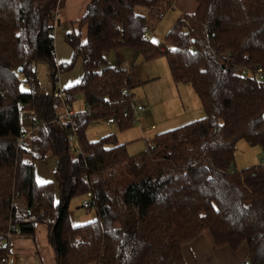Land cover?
I'll use <instances>...</instances> for the list:
<instances>
[{"label": "trees", "instance_id": "1", "mask_svg": "<svg viewBox=\"0 0 264 264\" xmlns=\"http://www.w3.org/2000/svg\"><path fill=\"white\" fill-rule=\"evenodd\" d=\"M63 1L0 0V264H9L8 233L33 239L38 224L48 226L57 264H187L185 247L205 233L219 248L247 246L244 264H264V164L235 166L240 141L264 153V0H195V12L167 34V51L149 38L157 28L150 16L163 20L176 0H91L80 20L87 39L66 36L84 77L62 100L40 93L35 65L48 63L53 78L60 72L53 53ZM122 48L147 62L165 57L173 81L190 85L205 111L137 156L114 133L88 138L93 122L135 124L131 75L105 59ZM78 97L83 111L50 123ZM25 110L37 112L39 128L23 141ZM48 157L58 159V201L55 183L36 180V162ZM76 197L87 198L95 221L71 224Z\"/></svg>", "mask_w": 264, "mask_h": 264}, {"label": "rangeland", "instance_id": "2", "mask_svg": "<svg viewBox=\"0 0 264 264\" xmlns=\"http://www.w3.org/2000/svg\"><path fill=\"white\" fill-rule=\"evenodd\" d=\"M196 8L197 4L195 0H176V3L173 5V10L170 9L167 16L164 17L163 20L158 21L154 18L156 14H152L145 8H138L137 13L147 16H149V13L152 14L150 16L151 24L154 25L157 22L155 24L157 28L152 36H149L152 38L150 40H153L159 48H164L165 51H167L171 49V44L168 43L166 37L173 25L184 13H193ZM59 21H61L60 26L58 22H56L55 27V48L60 59L56 57L55 60L57 68L60 71L61 88L66 90L79 85L84 77L83 62L81 59H78L73 63V50L68 43L66 36L73 31L81 32L82 40L85 41L87 39V29L81 23L76 24L73 28L65 22L64 19L60 18ZM139 57L140 53L131 48H122L119 51H112L105 54V59L109 65L112 67L119 66L120 68L128 70L129 73H132L133 89L131 91L134 95L136 104H143V106L148 107L147 111H149L150 107L146 106L148 104L147 99L149 100L154 112L152 117H149L147 126L145 127L146 133L135 141H124L127 139L128 135L125 131L130 130L131 128L120 130V132L118 125L108 127L106 122L103 121L93 122L88 130V138L91 141H97L101 137L113 133L118 135L120 141L128 142V150L131 156H137L146 151L147 143H150L155 136L201 120L205 117V111L202 104L190 85H177L174 83L165 57H160L150 62L140 58L138 62ZM72 64L73 66L71 68H64L66 65ZM135 66L138 69L134 72ZM61 67L63 69H60ZM35 68L40 85V93L44 95H52L54 87V72L51 66L46 62H39L35 65ZM140 68L142 70H140ZM137 72L140 73V82L135 76ZM20 88L23 92H28L30 89L28 84L25 83L23 75L20 77ZM168 105H170V109H168ZM74 108L77 111L80 109L83 110L84 100L82 97L77 99ZM63 113L64 110L62 115ZM37 117L39 116H37L35 110H25L22 114L23 129L28 133V136L39 128V125L36 127L33 125L35 121H37ZM59 120L60 118L57 120L55 119V122L50 121V123L57 124ZM141 120L142 118L137 115L135 117L136 124H134V126L139 127L140 123L137 122ZM35 124L37 125V123ZM153 128L155 129L153 130ZM28 136L25 139H27ZM263 157L264 153L260 148L252 147L248 145L247 142L240 141L237 145L235 166L238 170H243L261 164ZM55 166L56 160L53 157H48L45 161L37 163V182H41L40 184H42V182H45L44 184L52 182L54 180L52 175ZM58 198L59 197L57 196V201L59 200ZM85 200H87L86 197H76L71 201L69 220L75 227L93 222L97 219L96 211L94 209L83 207ZM16 236L21 235H13L9 241ZM187 247H189V245H187Z\"/></svg>", "mask_w": 264, "mask_h": 264}, {"label": "crops", "instance_id": "3", "mask_svg": "<svg viewBox=\"0 0 264 264\" xmlns=\"http://www.w3.org/2000/svg\"><path fill=\"white\" fill-rule=\"evenodd\" d=\"M90 2L91 0H64L58 8L60 17L56 22H58L60 26L61 21L59 20L61 18V19H64L65 22H67L69 25H71L74 28L76 24L80 23V20L83 18L85 11L87 9V6L89 5ZM160 49L162 51H165L164 48H160ZM55 57L60 59L58 52L56 53V48H55ZM140 58H142L141 55L138 59V62ZM137 69L138 68L135 66L134 72ZM140 70L142 69L140 68ZM129 74L133 76L132 73H129ZM139 75H140L139 72L135 74L138 80H139ZM79 98L80 97H78V99ZM147 101H148V104L147 105L145 104V105L149 106L150 110L147 111L148 107H146L145 112H141L138 114V116L142 118L141 121L137 122V123H140L139 127L133 126V128H131L130 130L125 131L128 135H127V139H125L124 141H131V140L135 141L136 139L140 138L144 133H146L145 127L147 126L149 117H152V114L154 112L148 99ZM134 102L136 103L135 99H134ZM167 107L168 109H170L169 108L170 105H168ZM84 108H85V102H84ZM73 110L76 113L83 111L82 109L77 111L75 110V108H73ZM169 117H172V116H169ZM103 122H106V121H103ZM114 126L115 125L108 126V127H114ZM118 126H119L118 129H119L120 125ZM154 129L155 128H153V130ZM124 141L122 142L119 140L121 144L129 145L128 142H124ZM53 158L56 160V166H57L58 159L55 157ZM45 160H42V161H45ZM39 162L41 161L36 162V165ZM36 165H35V171H36ZM56 166H55V169H56ZM53 172H55V170ZM52 176L54 177V180L50 183H55L54 173ZM44 183L45 182H42V184L40 185H45ZM55 185L57 189V194H56V197H57L59 196V191H58V187L56 183ZM10 253L11 255L9 256V264H57L55 250L49 241V229L44 224L37 225L36 235L33 239L22 237V236L14 237L10 241ZM247 254H248V247L245 245L238 252H234L229 246L222 247V248L216 247L209 233H205L199 239L192 242L189 245V247L186 246L184 249V256H185L187 264H244L247 261Z\"/></svg>", "mask_w": 264, "mask_h": 264}, {"label": "built area", "instance_id": "4", "mask_svg": "<svg viewBox=\"0 0 264 264\" xmlns=\"http://www.w3.org/2000/svg\"><path fill=\"white\" fill-rule=\"evenodd\" d=\"M59 17H60V13L57 11L55 13V21H57L59 19ZM149 38L151 39V37H149ZM53 55L55 56V52L53 53ZM241 72L244 73L247 77L253 78L252 71L242 70ZM260 72H262V70H259V73ZM54 83H55L56 89L52 93L53 98H57V99L64 100V98H65V92L61 88V81H60V73L59 72H57V74L54 77ZM123 94L124 95H128L129 92L127 90H125ZM132 107H133V110H134V113H135V117L139 113L146 111V107L145 106H143V105H137L135 102L132 104ZM75 114H76V112L72 108L66 107L65 110H64L63 115L60 117V120L58 121L57 124H61V123H64V122L66 123L68 121H72V119L75 116ZM120 123H121V121L119 119H115V118H110V119H107L106 120V124L108 126L120 125ZM25 133H27V132H25ZM27 136L28 135H24L23 138H22V140L24 141V139ZM70 140H74V138H70ZM262 164H264V160L262 161ZM83 207L84 208H91L90 202L88 200H85L84 203H83ZM13 235H20V230L19 229H15L14 232H9L8 233V238L10 239Z\"/></svg>", "mask_w": 264, "mask_h": 264}, {"label": "water", "instance_id": "5", "mask_svg": "<svg viewBox=\"0 0 264 264\" xmlns=\"http://www.w3.org/2000/svg\"><path fill=\"white\" fill-rule=\"evenodd\" d=\"M29 213H30V210H29Z\"/></svg>", "mask_w": 264, "mask_h": 264}]
</instances>
